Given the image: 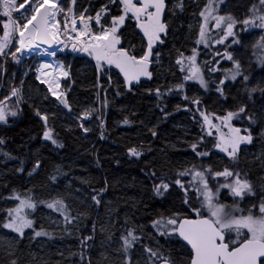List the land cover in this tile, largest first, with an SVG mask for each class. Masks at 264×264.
<instances>
[{
	"label": "trees",
	"instance_id": "16d2710c",
	"mask_svg": "<svg viewBox=\"0 0 264 264\" xmlns=\"http://www.w3.org/2000/svg\"><path fill=\"white\" fill-rule=\"evenodd\" d=\"M107 2L77 0L75 9L77 12L87 9L86 16L95 15ZM256 3L258 0H228L226 13L234 18L249 17L252 15L250 9ZM206 5L207 0L168 2L167 34L161 36L163 43L157 52L160 56L158 64L151 70V80L131 92H127L114 70L108 71L107 75L99 74L93 62L71 54L58 57L70 74L65 90L71 112L55 99H44L46 93L34 76L26 79L24 101L19 105L17 119L0 124V139L4 141L0 144V221L7 220L3 209L9 208L11 202H18L8 197L13 193L22 198L31 196L37 202L34 211L28 210L35 230L42 229L51 235L36 237L33 229H27L24 237L19 238L0 226V264H11L12 261L16 264H98L102 244L110 251L115 264H126L129 256L131 264H146L144 249L148 247L170 257L174 264H186L187 248L176 237L160 236L152 227L153 221L162 215L187 214L184 212L187 206L182 204L183 192L177 186L157 195L154 186L162 180L169 182L178 170L191 167L193 163L197 167L210 164L214 170L228 164L230 168L238 169L242 178L249 179L255 196H246L240 204L242 208L247 209L250 204L264 199V94L257 91L249 100L245 84L238 78L236 82L227 81L221 95L216 88L223 79L222 73L208 71L209 65L216 61H221L220 68L232 66L230 61L214 56L217 50L232 52V48H238L240 51L234 52L233 56L239 57L245 66L249 76L247 86L259 84L264 87V68L255 63V57L251 55V44L262 33L249 30L240 34L241 43L232 48H226L228 41L219 44V49L217 45L213 47V43L208 48L196 45L201 24L199 13ZM109 9L110 14H116L115 5L109 4ZM134 24L133 21L126 22L122 39L125 45L129 42L135 45L139 54L142 34ZM193 47L198 50L197 64L202 66L208 81L207 90L198 82L187 81L183 90L169 91L185 75L175 63L178 53L187 57L192 54ZM21 71V66L11 57L6 62L0 57V99L12 87L20 86ZM157 89L160 95H157ZM185 95L188 100L184 99ZM193 97L200 100V109L210 118L213 114L221 116L235 111L242 103L247 105L248 114L256 117L257 123L252 125L253 142L241 146L235 162L221 160L225 154L212 149L209 142L218 135L215 131L200 146L213 155L195 156L191 144L205 136L207 129L202 131L203 118L194 111L197 105L190 103ZM89 109L93 110L90 113L92 120L86 122L82 113ZM37 111L41 116L47 115V126ZM81 123L88 128L87 132L79 126ZM233 125L243 129L248 127L249 121L234 119ZM48 128L52 129L57 144L43 138ZM131 148L142 154L131 155ZM37 163L39 168H35ZM209 183L212 185L213 181L210 179ZM227 191H221L220 199L231 203L233 198L225 196ZM54 199L64 201L74 218L70 223L64 221L60 212L40 203ZM46 214L61 219L60 231L36 220ZM102 226L107 228L105 233L100 229ZM132 229L140 239L126 254L122 237ZM89 236L92 239H88Z\"/></svg>",
	"mask_w": 264,
	"mask_h": 264
},
{
	"label": "snow or ice",
	"instance_id": "6c2138e0",
	"mask_svg": "<svg viewBox=\"0 0 264 264\" xmlns=\"http://www.w3.org/2000/svg\"><path fill=\"white\" fill-rule=\"evenodd\" d=\"M258 2L260 7L253 5L251 17L238 20L232 15L218 14V5L224 3V0H207V5L199 13V16L203 18V23L199 26L198 39L195 44L208 48L213 42L224 44L228 41L226 48H232V45L241 43V32L260 29L262 34L251 44V55L255 57L254 62L264 68V0H258ZM76 4L77 0H64L63 3L61 0H21L20 3H17V0H0V15L6 18L0 22L3 32L0 35V57L5 58V62L8 57H11L15 63L19 64L25 52L31 53L35 49H40L42 45L66 48L69 46L68 42L71 41L72 51L85 53L91 57L95 61L98 73L107 75L112 67L118 69L123 74L129 90L134 82L136 84L140 82L141 77L151 79L152 73L149 67L154 45L162 44L161 36L167 34L168 25L163 20L165 0H108L95 15L88 14L87 16L85 13L88 10L82 9L77 12ZM109 4L116 6V14H110ZM21 9H27V11H21ZM14 12H19L20 15L14 18ZM61 14H63V27L61 19H58ZM106 15L108 19L102 24L101 20ZM126 21H134V26L138 27L142 33V50L139 54L136 53L135 45L131 42L126 45L122 43L124 33L121 32V28L124 27ZM93 22L96 26L95 30ZM238 24L240 28L237 30ZM213 30L219 31L216 35H212ZM238 51L240 49L232 48V52L217 50L214 53V56L230 61L231 67L220 68L221 61H216L211 65L208 61H204V64L209 65V72L222 73L223 79L219 80L216 88L221 95H223V85L227 81L236 82L238 78H241V82L245 84L244 90L251 100L252 95L257 91L264 94V87L259 84L250 88L247 86L249 76L245 72V66H242L239 57L234 58L233 56V53ZM47 55L55 56V52H47ZM197 56L196 47H193L192 54L187 57L183 53H178L175 63L180 66L179 71L185 72V75L182 81L169 91L183 90L187 81L198 82L202 88L207 90L208 81L203 75L202 66L197 64ZM37 73L39 74L36 79L46 84L48 92L63 108L71 112L67 93L59 91L61 87L59 79L69 76L64 65L53 66L45 63L37 68ZM109 79H111L110 76ZM22 88L23 81L19 88L12 87L3 99H0V123L6 124L9 116H17L19 105L24 101ZM156 91L157 95H160L159 89ZM44 99L48 97L45 96ZM184 99L188 100L189 97L185 95ZM10 100L13 101L15 107L8 103ZM190 103L197 105L194 111L199 112L203 118L202 131L205 127L207 129L205 136L199 137L191 144L196 157L203 158L213 155V152L207 148H200L206 137L213 136V131L218 135L209 143L213 150L218 149L220 153L225 154L220 157L221 160L235 162L241 145L252 144V125L257 123V119L254 115L248 114L246 104L242 103L235 111H228L226 115L215 116L213 114L210 118L200 109L198 98L193 97ZM92 111V109L84 111L82 118L88 119ZM37 115L41 116L39 111ZM41 119L47 126V115L41 116ZM213 119L219 123H214ZM234 119H246L249 125L243 129L236 127L232 123ZM124 123H128L127 119ZM79 126L85 132L88 131L83 123ZM225 128L227 131H224ZM152 134H156L154 130ZM43 138L50 140L52 144H57L50 128L44 131ZM3 143L4 141L0 139V144ZM58 146L63 147V145ZM198 148H200L199 151H197ZM130 154L139 156L142 153L136 148H131ZM35 168H39L38 163ZM185 177H190V179L184 180ZM52 179L54 180L55 177ZM210 179L213 181L212 185L209 183ZM177 186L183 192L182 204L187 206L184 209L187 214L174 212L166 217L162 215L153 221L152 227L160 236H174L185 242L186 264H264V199L250 204L247 209L240 206L246 196H255V191L250 180L246 177L242 178L238 169L230 168L228 164H225L214 170L210 164L197 167L193 163L191 167L178 170L169 182L162 180L159 185L154 186V190L157 195H163V192L168 191L170 187ZM225 189L228 190L225 196L230 195L233 198L231 203H225L220 199V193ZM7 199H14L18 201V204L15 207L3 209L7 213V220L6 222L0 221V226L18 234L19 238L24 237L26 229H33L36 237L51 235L42 229L35 230L34 220L29 218L28 210L34 211L37 208V202L31 196L22 198L20 194L13 193ZM40 203H45L49 209L60 212L65 222L70 223L74 219L62 199L40 201ZM96 203L99 204L100 201L97 199ZM88 239L92 237L89 236ZM122 239L123 251L127 254L140 238L132 229ZM144 251L147 255L146 264H174L170 257H165L158 250L148 247ZM11 264H16V262L12 261ZM126 264H131L130 256Z\"/></svg>",
	"mask_w": 264,
	"mask_h": 264
},
{
	"label": "rangeland",
	"instance_id": "374dc122",
	"mask_svg": "<svg viewBox=\"0 0 264 264\" xmlns=\"http://www.w3.org/2000/svg\"><path fill=\"white\" fill-rule=\"evenodd\" d=\"M227 1L228 0H224V3H222V4H219L218 5V8H219V13L218 14H220V15H229V14H227L226 13V3H227ZM254 5H256L257 7H260L259 6V3H256V4H254ZM216 5H214V7H215ZM253 7V6H252ZM252 7H251V9H252ZM250 9V10H251ZM21 11H27V9H21ZM249 11V10H248ZM250 14H251V12H250ZM20 15V13L19 12H14L13 13V17L15 18V17H18ZM62 15L63 14H61V17H58V19H61V24H63V21H62ZM0 17L3 19V20H5L6 18L5 17H3L2 15H0ZM249 17H251L250 15H249ZM243 18H248L247 17V15H244V16H240L239 18H236V19H238V20H240V19H243ZM203 23V18L201 17V24ZM96 27V26H95ZM95 27H94V30H95ZM211 27V26H210ZM240 28V25L238 24L237 25V30ZM250 30H259V31H261V33H262V30H260V29H250ZM219 30H213L212 31V35H216L217 34V32H218ZM247 33V31H244V32H241L240 34H246ZM229 39H231V38H229ZM217 45V47L219 46V44H215L214 42H213V47L214 46H216ZM216 47V48H217ZM218 49H219V47H218ZM63 51L61 50V49H59V50H57V52H55V56H52V58L55 60V61H58L60 64H63L60 60H59V55L62 53ZM41 53H44V54H41ZM47 54V52L46 51H44V50H41V49H38L34 54H32L31 56H25V55H23V57H21V62L18 64V65H20L21 66V68H22V71H21V76H22V81H23V83L26 81V79L27 78H29V77H31V76H34V79H35V81L37 82V84L39 85V86H41L42 88H43V90L45 91V93H46V96L47 97H49V98H52V99H55V97L54 96H52V94L50 93V92H48V90H47V85L46 84H42V83H40V81L39 80H37L36 79V77H37V75L39 74V73H37V68L39 67V66H41L43 63H45L47 60H48V55H46ZM159 57L160 56H158V60H157V55L154 57V61H153V64L154 65H156V63L159 61ZM17 64V63H16ZM158 64V63H157ZM65 68V67H64ZM65 70H66V68H65ZM69 82V76L68 77H66V78H62L61 79V81L59 82L60 83V85H61V87H60V91L61 92H67L66 90H65V87L67 86V83ZM20 86H21V82H20ZM19 86V87H20ZM18 87V88H19ZM22 94H23V88H22ZM15 99V98H14ZM13 99V100H14ZM56 100V99H55ZM10 105H12L13 107H15V105H13V102L12 103H9ZM17 117H18V115L17 116H15V117H12V116H9L8 117V122H10L11 120H14V119H17ZM234 121V120H233ZM233 121H232V123H233ZM7 122V123H8ZM80 122V121H79ZM213 122L214 123H219V121H216V120H213ZM0 124H5V123H0ZM224 131H227V129L225 128L224 129ZM214 132V131H213ZM242 146V145H241ZM18 204V202H11V203H9L8 204V207L9 208H11V207H15L16 205ZM37 221H39L42 225H45V226H47L48 228H50V229H53V230H55V231H60V226H61V224H62V222H61V219L59 218V217H56V216H52V215H50V214H46V215H44L42 218H38V219H36ZM100 229L102 230V232H106V227L104 226H102V227H100ZM7 231H9L10 233H14V232H12L11 230H9V229H6ZM27 230V229H26ZM8 233V232H7ZM9 234V233H8ZM14 234H16V233H14ZM18 235V234H17ZM7 242V241H6ZM98 257H99V262H98V264H104V262H110V264H115L114 262H113V260H112V257H111V255H110V251L109 250H107L105 247H104V245L102 244L101 245V249H100V251L98 252ZM114 258V257H113ZM111 260V261H110ZM143 264H145V263H143Z\"/></svg>",
	"mask_w": 264,
	"mask_h": 264
},
{
	"label": "water",
	"instance_id": "95a60500",
	"mask_svg": "<svg viewBox=\"0 0 264 264\" xmlns=\"http://www.w3.org/2000/svg\"><path fill=\"white\" fill-rule=\"evenodd\" d=\"M168 1H170V0H165L166 8H165V10H164V16H163V20H164V21H165V17H166V11H167V8H168V4H167ZM124 27H125V25H124ZM124 27L121 28V32H122V30L124 29ZM122 43H123V41H122ZM57 48H58V47H57L56 45H53L52 47H48L47 45H42L40 49L46 50L47 52H55V51H57ZM67 52H68L69 54H75V55H77V56H79V57H82V58L88 59V60L93 61V62L95 63V61H94L91 57H89L87 54H85V53H81V52H74V51H72L71 46L68 48ZM150 59H151V61H152V57H151ZM115 70H116L117 74L120 76V78L124 81L123 74H121V73L119 72L118 69L115 68ZM150 70H151V64H150V67H149V71H150ZM148 80H149V79H148L147 77H141L140 82H139L138 84H136V83L134 82L133 85H132V88H133V87H137V86H139L140 83H141L142 81H148ZM124 82H125V81H124ZM125 85H126V88H127V92H130L131 90H129L128 85H127L126 83H125ZM132 88H131V89H132ZM178 240H179V239H178ZM179 242L185 245V242H183V241H181V240H179ZM185 246H186V245H185Z\"/></svg>",
	"mask_w": 264,
	"mask_h": 264
},
{
	"label": "bare ground",
	"instance_id": "6f19581e",
	"mask_svg": "<svg viewBox=\"0 0 264 264\" xmlns=\"http://www.w3.org/2000/svg\"><path fill=\"white\" fill-rule=\"evenodd\" d=\"M37 50H38V49H35V50H33L31 53H29V52H25V55L34 54ZM46 55H47V54H46ZM45 63L52 64L53 66H56L57 64H60V63H58L57 61H55V60L52 58V56H49V55H48V60H47ZM45 63H43V64H45ZM43 64H42V65H43ZM46 71H47V70H46ZM41 78H42V79H52L51 77H41ZM61 79H62V78L59 79V82L61 81ZM59 91H60V89H59Z\"/></svg>",
	"mask_w": 264,
	"mask_h": 264
},
{
	"label": "flooded vegetation",
	"instance_id": "af4514ba",
	"mask_svg": "<svg viewBox=\"0 0 264 264\" xmlns=\"http://www.w3.org/2000/svg\"><path fill=\"white\" fill-rule=\"evenodd\" d=\"M160 45H161L160 43H157L156 45H154V48H153V57H154L155 52H157V50L161 47Z\"/></svg>",
	"mask_w": 264,
	"mask_h": 264
},
{
	"label": "built area",
	"instance_id": "2783aa9c",
	"mask_svg": "<svg viewBox=\"0 0 264 264\" xmlns=\"http://www.w3.org/2000/svg\"><path fill=\"white\" fill-rule=\"evenodd\" d=\"M78 27H79V25H78Z\"/></svg>",
	"mask_w": 264,
	"mask_h": 264
}]
</instances>
